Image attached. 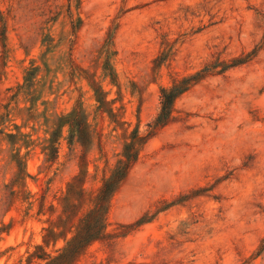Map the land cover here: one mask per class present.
<instances>
[{"label":"rangeland","instance_id":"374dc122","mask_svg":"<svg viewBox=\"0 0 264 264\" xmlns=\"http://www.w3.org/2000/svg\"><path fill=\"white\" fill-rule=\"evenodd\" d=\"M204 70L150 131L160 91ZM75 109L84 147L59 123ZM134 136L104 231L67 264H264V0H0V264L56 256Z\"/></svg>","mask_w":264,"mask_h":264},{"label":"trees","instance_id":"16d2710c","mask_svg":"<svg viewBox=\"0 0 264 264\" xmlns=\"http://www.w3.org/2000/svg\"><path fill=\"white\" fill-rule=\"evenodd\" d=\"M72 29L74 28L72 27ZM1 36H5V30H2ZM48 46L47 52L50 50V47L48 49ZM206 71L207 70H204L202 73L184 78L183 80L173 84L171 87L163 88L160 91V108L153 122L149 125L150 131H155L167 123L176 99L185 93L191 85L194 84L197 78H201L202 74ZM37 73V67L27 70L25 72L24 84L17 87L18 93L14 96L17 98L22 95L25 99H27V102L30 104V108L28 109L30 110L33 109L35 102L34 97L36 95V89H34V86L39 83L35 81ZM60 121H63L64 123L62 127H68L67 140L69 145L80 144L84 147L89 144L87 121L80 109H75L64 119H59V123ZM14 128L17 129L18 127L15 125ZM57 128H59V126H57ZM58 133L57 129H53L50 133L49 139L45 141V146L42 149L45 156V163L54 164L58 158ZM12 137L13 135H9V138ZM141 141V139H137L136 136H134L131 143L124 145L121 158L116 162L114 168L109 171V176L103 181L99 194L95 198L93 210L85 218L82 228H80L76 236L73 237V239L64 248L57 251L56 256L50 257L47 264H67V258L71 255V253L72 255L79 254L90 241L101 235L106 226V205L112 194L126 176L129 169L138 160L142 146ZM20 166H23V161L18 160L17 180L22 175ZM26 177H28L27 174Z\"/></svg>","mask_w":264,"mask_h":264}]
</instances>
